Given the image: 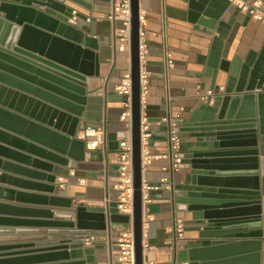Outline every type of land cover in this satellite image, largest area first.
<instances>
[{
	"label": "water",
	"instance_id": "water-1",
	"mask_svg": "<svg viewBox=\"0 0 264 264\" xmlns=\"http://www.w3.org/2000/svg\"><path fill=\"white\" fill-rule=\"evenodd\" d=\"M65 1L82 5L79 0H0V151L24 156L48 173L53 164L65 166L68 159H83L87 140L77 139V125L85 82L98 75L99 67L96 47L67 24L73 9ZM189 8L195 12V22L212 36L205 74L215 77L221 72L225 83L212 104L201 103L187 118L172 119L179 126L176 132L187 134L190 141L179 155L188 160V168L181 172L182 183L171 180L170 201L177 210L191 213L199 231L197 239L180 244L181 249L174 245L171 264H258L257 238L262 233L255 147L257 137L264 136V43L243 59H221L238 10L223 20L230 9L228 0H190ZM138 11V0H130L131 225L134 264H143ZM170 120L161 124L168 139ZM113 144L117 149L118 142ZM55 181V176L48 177L50 191ZM44 214L55 220L52 213ZM113 223L127 224L129 218L78 206L71 219L48 221V229H0V234L55 235L48 239L56 241L42 248L57 251L66 262L62 264H94L93 251L82 240ZM32 246L0 245V256ZM249 248L254 254L248 258L229 259L237 250L246 254Z\"/></svg>",
	"mask_w": 264,
	"mask_h": 264
},
{
	"label": "crops",
	"instance_id": "crops-1",
	"mask_svg": "<svg viewBox=\"0 0 264 264\" xmlns=\"http://www.w3.org/2000/svg\"><path fill=\"white\" fill-rule=\"evenodd\" d=\"M79 1L82 5L65 1L73 9L72 18L67 24L81 31L86 40L96 47L94 53L98 55L99 63L98 75L88 77L85 82L86 95L77 125L76 136L87 140L83 159H68L65 166L53 164L51 173H48L39 166H32V161L24 156L0 151V229H48L45 226L48 221L69 220L78 206L84 207L87 212L117 214V193L113 184L118 168V148H114L113 142H118L125 135V127L120 120L124 97L116 93L114 88L128 71L129 59L126 53L118 52L114 47L119 24L108 19L111 0ZM189 1L138 0L139 9L146 11L147 66L150 73L145 112L150 121L151 158L142 171V180L150 186L159 187L150 192L149 211L154 219L143 240L146 244L143 248V264H171L174 245L177 250L181 249L179 245L197 239L199 231V222L192 219L191 213L179 211L171 204V180L173 183H182L181 172L187 170L188 160L182 159L179 169L171 175L167 158L169 139L164 136L166 131L161 124L168 117L187 118L201 104L198 94L224 87L225 83V75L221 72L215 77L205 74L212 36L207 34L205 27L195 22V12L190 10ZM260 1L264 4V0ZM235 11L230 6L223 20H227L230 13ZM263 43L264 24L238 12L223 42L220 57L225 60L234 57L243 59L249 51L258 52ZM167 59L172 61L169 68L165 66ZM85 129H89L88 134H85ZM178 135L180 153L183 155L182 145L190 139L187 134ZM91 143H95V146L90 147ZM255 149L262 233L257 238L261 242L258 264H264V136L257 137ZM164 155L167 157L162 158ZM54 176L56 181L53 191H50L51 185L46 181L48 177ZM48 212L53 214L55 220L46 218L44 213ZM175 218L184 219L183 240L175 237ZM125 228L126 224L113 223L108 230L90 233L93 239L88 247L93 251L94 264H117L115 242ZM49 236L55 235L0 234V245L33 244L22 250L24 252L16 253L17 250H14L11 256H0V264L66 263L57 251L42 248L48 241H56L48 239ZM249 250L246 254L237 250L229 259L248 258L254 254ZM251 260L245 261L248 263Z\"/></svg>",
	"mask_w": 264,
	"mask_h": 264
},
{
	"label": "built area",
	"instance_id": "built-area-1",
	"mask_svg": "<svg viewBox=\"0 0 264 264\" xmlns=\"http://www.w3.org/2000/svg\"><path fill=\"white\" fill-rule=\"evenodd\" d=\"M230 6L234 7L238 12L247 15L250 19L264 24V4L260 0H228ZM130 0H111V8L108 19L112 22H117L119 28L115 32L114 47L118 52L126 53L129 59V40H130ZM139 24V42H138V59H139V90H140V153H141V168L143 169L150 163L149 154V139L151 132L149 129V121L145 112V97L147 93L148 79L150 76L147 66V41H146V11L139 9L138 11ZM153 36L155 33H151ZM129 62V60H128ZM166 68L172 66L171 60L165 61ZM115 92L124 97L122 102V111L120 120L125 127V135L118 140V168L117 175L114 179L113 189L116 191L115 210L118 215L127 216L129 223L126 224L124 231L120 232L116 238L115 248L117 251V264H134V249H133V231L131 225L132 217V163H131V139H130V95L131 83L129 69L121 79L120 83L115 86ZM223 92V87H218L216 90L210 89L203 94H198L201 103L212 104L215 97ZM176 125L173 120H170L169 126V149L170 154L162 156V158L170 156V171L176 172L179 169V158L181 142ZM85 134H88L89 129H85ZM77 137V136H76ZM84 139V137H77ZM95 146V145H94ZM93 146V147H94ZM159 189L158 186H150L143 182L141 184V205H142V236L143 240L146 237L150 223L153 221V215L149 211L151 202L150 192ZM184 219L175 218L173 221V229L176 239L183 240L184 235ZM93 237L91 234L82 241L85 246H90ZM146 246L143 241V248Z\"/></svg>",
	"mask_w": 264,
	"mask_h": 264
},
{
	"label": "bare ground",
	"instance_id": "bare-ground-1",
	"mask_svg": "<svg viewBox=\"0 0 264 264\" xmlns=\"http://www.w3.org/2000/svg\"><path fill=\"white\" fill-rule=\"evenodd\" d=\"M94 145H95V143H91V144H90V147H92V146H94Z\"/></svg>",
	"mask_w": 264,
	"mask_h": 264
}]
</instances>
